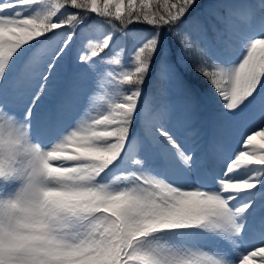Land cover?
<instances>
[{
    "label": "snow or ice",
    "instance_id": "6c2138e0",
    "mask_svg": "<svg viewBox=\"0 0 264 264\" xmlns=\"http://www.w3.org/2000/svg\"><path fill=\"white\" fill-rule=\"evenodd\" d=\"M201 7L0 0V114L89 201L56 264H264V0L243 35L233 18L254 5ZM105 79L125 87L91 115Z\"/></svg>",
    "mask_w": 264,
    "mask_h": 264
},
{
    "label": "clouds",
    "instance_id": "9594fccd",
    "mask_svg": "<svg viewBox=\"0 0 264 264\" xmlns=\"http://www.w3.org/2000/svg\"><path fill=\"white\" fill-rule=\"evenodd\" d=\"M48 153L30 125L0 114V264H56L61 246L79 238L78 212L89 201L65 187Z\"/></svg>",
    "mask_w": 264,
    "mask_h": 264
},
{
    "label": "rangeland",
    "instance_id": "374dc122",
    "mask_svg": "<svg viewBox=\"0 0 264 264\" xmlns=\"http://www.w3.org/2000/svg\"><path fill=\"white\" fill-rule=\"evenodd\" d=\"M224 2V0H198V3L201 4V10H198V14L200 11L202 10H207L209 8L210 5H214V4H219ZM230 2L239 4V5H254L256 8V13L255 15H249L248 11L246 8L241 7L238 10L237 15L233 18V25L234 28L236 30L237 35H243L246 34L249 29L258 23L259 21V5L261 3V0H230ZM121 7H123V5H121ZM220 13L223 14V10L219 9ZM242 16V17H241ZM209 20L212 23H216L214 17H209ZM245 24L243 25V23ZM106 29L105 27H98L97 30L94 33H90V39L88 42H96L97 38L100 36V34L102 32H104ZM209 36H212V33L209 32ZM103 55V53L101 54ZM123 64V61H122ZM117 66H113V68H116ZM127 70V69H125ZM211 70V69H209ZM92 86L91 84V80L90 79H85L82 84L81 87L84 89L85 93L87 92V90ZM125 85H120L117 84L115 81L113 80H109V79H105L100 81L97 85L96 88L97 90L95 91V93H93L91 96H89L86 100L87 103V109L88 112L91 115H98L102 112L105 111L106 107L108 106V100H110L113 96L118 95L122 92V90L124 89ZM170 98L168 97H164V96H160L158 94V103L163 104L164 102L168 101ZM179 112H174L172 114V119L173 121L179 119ZM257 131H259V129H256ZM239 137H236L235 139H238ZM207 139V137H206ZM254 143L257 146L260 145H264V135L261 136H257L255 138ZM233 145H235V141L233 140Z\"/></svg>",
    "mask_w": 264,
    "mask_h": 264
},
{
    "label": "bare ground",
    "instance_id": "6f19581e",
    "mask_svg": "<svg viewBox=\"0 0 264 264\" xmlns=\"http://www.w3.org/2000/svg\"><path fill=\"white\" fill-rule=\"evenodd\" d=\"M60 162L58 161H53L54 166H58ZM251 264H258V261H252Z\"/></svg>",
    "mask_w": 264,
    "mask_h": 264
}]
</instances>
